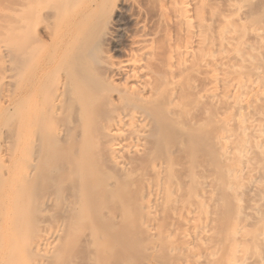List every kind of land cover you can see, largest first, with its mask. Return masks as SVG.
<instances>
[{
	"label": "bare ground",
	"instance_id": "obj_1",
	"mask_svg": "<svg viewBox=\"0 0 264 264\" xmlns=\"http://www.w3.org/2000/svg\"><path fill=\"white\" fill-rule=\"evenodd\" d=\"M17 1L21 36H5L0 10V226L12 218L20 222L23 192L36 176L38 152L28 166L24 163L29 130L32 133L43 124L53 129L69 121L72 131L69 127L67 132L76 135L84 149L76 164L81 184L102 189L109 198L135 175L147 219L158 206L172 211L167 231L174 237L166 249L176 254L178 264H250L234 263L228 249L235 243L215 237V228L227 224L221 209L208 213L192 178L189 188L170 190L157 159L166 151L170 135L183 134L191 154L209 151L206 164L228 185V176L235 179L248 171L252 151L264 158V20L250 18L244 10L246 0H232L227 7L238 12V27L228 32V15H222L215 36L208 0H157L158 10L151 19L160 22L163 3L168 2L179 38L167 42L143 25L129 56L111 60L102 50L101 70H96L92 54L99 47L89 49L86 33L73 42L68 34L55 36V26L71 10H81L83 2ZM45 39L53 43V54L43 67L40 44ZM106 40L101 37L100 45ZM73 44L76 47L70 48ZM115 79L123 83L116 85ZM196 81L201 82L200 90ZM182 84L189 95L182 93ZM189 101L210 107L222 103L227 112L209 118L204 109L205 118L187 126L181 120L187 114L182 105ZM59 128L47 147L66 139V130ZM110 174L115 176L104 177ZM227 188L224 185L222 192ZM241 196L236 188L234 198ZM248 215L256 227L255 238L264 239V202L253 200ZM61 228L38 220L30 245L39 247L49 236L57 238Z\"/></svg>",
	"mask_w": 264,
	"mask_h": 264
},
{
	"label": "rangeland",
	"instance_id": "obj_2",
	"mask_svg": "<svg viewBox=\"0 0 264 264\" xmlns=\"http://www.w3.org/2000/svg\"><path fill=\"white\" fill-rule=\"evenodd\" d=\"M73 1L76 4L83 2V8H86L68 12L55 26L57 32L55 36L67 38L70 35L67 39L73 42L79 35L86 33L85 39L90 44L89 49L94 51V46L97 49L99 47V52L97 50L96 54H92L93 58L95 57L92 60L96 70H101L98 63L102 50L111 60L129 56L133 52V43L143 25L152 35L159 36V39L167 42L177 40L180 36L178 26L170 15L168 2L163 3L164 13L158 22L151 19V15L158 10L157 0ZM230 1L232 0H208L214 35L217 33L222 15H228V32L238 27L236 21L238 12L227 7ZM243 4L251 19L264 20V0H246ZM1 9L4 11L5 36H21L18 27L20 17L18 1L0 0ZM105 36L106 43L100 45V38ZM74 47L76 45L73 44L70 48ZM40 49L43 55L40 63L44 67L53 54V43L45 39L40 44ZM115 81L116 85L123 83L122 79ZM199 82L196 81V84L200 90ZM181 91L189 95L186 85H181ZM190 102L182 105L187 114H184L181 120L187 126L205 118V110L209 111V115L207 114L209 118L219 112H227L222 103L210 107L202 101ZM207 107H210V110ZM63 122L64 124L59 127L67 132L73 123ZM44 125L32 133L29 130L25 137L24 163L28 166L36 152L41 159L37 164L34 180L23 192L20 222L17 223L18 219H15V222L12 218L10 222L6 220L4 226H0V264H178L176 254L166 249V245L174 237L169 236L167 231V224L173 216L172 211L166 206H158L156 212L147 219L145 209L140 204L142 195L138 192L139 182L135 175L131 177L127 186L113 194L110 193L109 198L104 197L102 189L90 185L83 186L82 176L76 168L84 150L78 141H75L78 137L70 134L71 128L70 132H67L69 134L65 132L66 139L60 141L58 147L49 146L52 147L50 149L46 143L60 128L54 126L52 129ZM35 131L43 133L40 132L41 136L35 135ZM168 139L165 141L166 151L157 160L160 162L162 176L169 181L170 190L171 187L178 186L187 189L189 179H194V191L200 195L204 208L208 213L221 209L219 212L221 211L225 223L227 222L224 228L216 227L214 232L215 237L222 243L225 237L235 243L228 249V258L234 263L247 260L251 262L250 264H264V239L255 238L256 227L248 215L253 200L264 202V158L252 151L248 157V171L252 170V175L249 176L247 171L235 179L228 176L225 180L227 185L220 180L217 171L206 164L209 157L207 154H210L208 150L202 149L191 154L188 140L180 133H174V136L172 134ZM95 172L97 175L100 174L97 167ZM114 176L104 175L109 178ZM224 185L228 187L225 193L222 192ZM236 188L242 192L239 200L234 198ZM114 215H117V218ZM38 220H44L52 226L62 225V228L57 238L49 236L44 244L34 247L30 245V240L35 234ZM148 228L152 230L149 231ZM223 248L222 251L225 253L227 249Z\"/></svg>",
	"mask_w": 264,
	"mask_h": 264
}]
</instances>
